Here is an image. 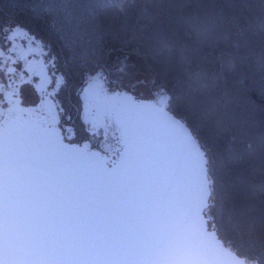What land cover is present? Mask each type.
I'll use <instances>...</instances> for the list:
<instances>
[{"label": "snow or ice", "instance_id": "1", "mask_svg": "<svg viewBox=\"0 0 264 264\" xmlns=\"http://www.w3.org/2000/svg\"><path fill=\"white\" fill-rule=\"evenodd\" d=\"M126 3L92 0L97 32L100 14L116 9L126 16ZM230 3L223 0L216 16L223 18ZM38 7L62 17V26L70 25L71 0H39ZM184 24L188 34L199 36L208 18L190 14ZM233 24L238 27L236 18ZM247 24L264 32V16L252 17ZM17 41L40 47L53 75L57 71L50 45L14 18L0 24V264H215L220 252L233 256L232 264H264V241L254 238V219L242 220L239 213L246 193L229 179L244 155H230L224 163L218 141L226 130L218 132L207 123L200 89L178 95L161 66L173 58L189 66L192 57L183 45L162 40L143 47L123 41L119 49H109V54L119 53V73L130 75L135 58L143 75L127 86L118 81L115 88H101L106 120L111 121L106 128L119 133L113 136L116 146L103 147L90 138L77 148L64 144L55 128L49 129L45 143L25 140L15 131L14 122L24 114L9 102V94L20 107L43 103L38 97L27 105L24 85L14 87ZM100 76L92 77L91 90ZM140 88L147 89V96L136 94ZM144 118L178 142L194 165L195 194L182 204L164 174L146 163L139 128ZM52 119L58 123L55 115ZM94 147L101 151H91ZM246 148L252 155L253 145L247 143ZM188 223L191 231L185 227ZM210 239L212 244L205 243Z\"/></svg>", "mask_w": 264, "mask_h": 264}, {"label": "trees", "instance_id": "2", "mask_svg": "<svg viewBox=\"0 0 264 264\" xmlns=\"http://www.w3.org/2000/svg\"><path fill=\"white\" fill-rule=\"evenodd\" d=\"M71 3V23L62 26V17L38 7L39 0H0V24L14 18L50 45L63 82L57 97L73 125L81 118L86 77L100 73L115 88L118 81L127 85L143 74L135 58L137 66L129 69L130 75L119 73V53L109 54V49H119L123 41L143 47H155L162 40L183 45L192 57L189 66L175 58L161 66L178 95L200 89L199 104L208 112L207 123L218 132L226 130L218 141L224 163H229L230 155H244L229 179L246 193L238 204L241 219L252 217L254 238L264 241V32L247 24L252 17L264 16V0H231L223 18L216 16L223 0H127L126 16L116 9L100 14L99 32L91 20L92 0ZM190 14L208 18L203 34L186 32L184 21ZM12 105L20 107L19 100ZM53 110V115L59 114ZM247 143L253 145L252 155L247 154Z\"/></svg>", "mask_w": 264, "mask_h": 264}, {"label": "water", "instance_id": "3", "mask_svg": "<svg viewBox=\"0 0 264 264\" xmlns=\"http://www.w3.org/2000/svg\"><path fill=\"white\" fill-rule=\"evenodd\" d=\"M17 109L24 115L30 112L29 107H17ZM23 119L24 117L21 116L14 122V129L25 140L45 143L48 140L49 129L55 128L56 135L63 139L64 144L73 145L77 148L83 147L67 142L57 126L42 129V126L40 128L25 124L22 122ZM139 128L141 141L147 153L146 163L164 174L165 179L174 187L178 202L182 204L186 199H190L195 194V168L191 159L183 153L182 146L178 142L167 139L164 132H157L146 118L140 121ZM185 227L191 231L193 225L188 223ZM205 243L212 244L213 240L210 239ZM213 259L215 264H232L234 257L220 252Z\"/></svg>", "mask_w": 264, "mask_h": 264}, {"label": "flooded vegetation", "instance_id": "4", "mask_svg": "<svg viewBox=\"0 0 264 264\" xmlns=\"http://www.w3.org/2000/svg\"><path fill=\"white\" fill-rule=\"evenodd\" d=\"M44 56H35L27 60V69L32 71V74L37 78L35 87L37 91L44 94L47 89L52 86V76L49 73L48 63L45 61ZM88 86L83 87L82 91V111L81 118L78 125L81 129L78 130L76 125H73L71 118L59 117L56 115V123L53 121L52 116L54 111H48L42 103L37 106L30 107V112L27 115H23L22 122L28 125H35L42 129L51 128L57 126L63 134L65 140L72 144L83 146L92 138L93 143H99L103 147L113 148L116 146L114 135H119L115 129L106 128L107 123L111 121L106 120L108 115V109L103 101V93L101 88L97 86L94 90ZM95 93V98H94ZM111 95V92H109ZM44 101V99H42ZM87 129V131H85ZM95 133V137H92V133ZM92 151H101L100 148H92Z\"/></svg>", "mask_w": 264, "mask_h": 264}, {"label": "rangeland", "instance_id": "5", "mask_svg": "<svg viewBox=\"0 0 264 264\" xmlns=\"http://www.w3.org/2000/svg\"><path fill=\"white\" fill-rule=\"evenodd\" d=\"M16 47H17V50L19 52V55L16 57L19 60V63L17 65H14L13 67L18 68L19 71L16 73L17 75H16L15 81H14V87H15V85H20V84L24 85L23 95H24L25 103L27 105H33V104H35V102L37 101V98L39 97L41 100L44 99L42 105H44V107L48 111L53 112L54 111L53 108H55V110H58V112H59V117L68 118L69 115L67 114V112L62 110L61 102H60L59 98L57 97L58 90L63 83L62 77L60 76L59 72L56 71L55 74L53 75L51 62H49L47 57L42 54L45 57L44 58L45 61L48 63L49 73L52 76V86H51V88L47 89L44 94L39 93L37 91V88L35 87V83L37 81V78L32 74L31 70L27 69L26 63H27V60L30 59L31 57H35L38 55L37 53H41V49L38 46L27 47L26 43L22 42V41H17ZM92 77L88 76L85 78V81H84L86 84L85 86H88L91 88V85L93 83ZM127 85H125V86H127ZM97 86L100 88H102V87L103 88H109V89L112 88V87H110V85L108 83H106L105 78H103L102 76H100V79H99ZM97 86H96V88H97ZM140 92H143L145 96H147V94H148L147 89H144V88H140V89L136 90L137 95H139ZM14 101L15 100H12L11 96L9 94V102L11 104H13ZM37 105L38 104H36L35 106H37Z\"/></svg>", "mask_w": 264, "mask_h": 264}]
</instances>
